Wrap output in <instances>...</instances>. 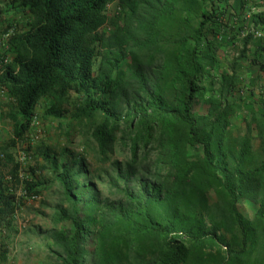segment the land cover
Masks as SVG:
<instances>
[{"label": "trees", "instance_id": "1", "mask_svg": "<svg viewBox=\"0 0 264 264\" xmlns=\"http://www.w3.org/2000/svg\"><path fill=\"white\" fill-rule=\"evenodd\" d=\"M248 3L6 0L0 90L12 135L0 143L1 264L23 200L54 185L52 264H264V84L235 77L239 59L264 73V37L251 32L264 31V0ZM232 28L242 46L218 74L219 39ZM43 99L41 120L66 143L74 131L87 136L97 167L68 146H41L39 168L51 177L32 167L19 177L11 147ZM200 100L205 113L193 110ZM241 199L257 205L252 216Z\"/></svg>", "mask_w": 264, "mask_h": 264}, {"label": "rangeland", "instance_id": "2", "mask_svg": "<svg viewBox=\"0 0 264 264\" xmlns=\"http://www.w3.org/2000/svg\"><path fill=\"white\" fill-rule=\"evenodd\" d=\"M206 3L208 0H205ZM6 0H0V7L5 4ZM258 0H249V6L254 5ZM255 6H252L254 8ZM251 8V9H252ZM109 13L116 11V4L109 5ZM16 21V19H15ZM233 24V23H232ZM111 30L108 25L100 28V32ZM244 34V33H242ZM242 35L238 34L235 28L231 29L230 37L219 39V50L216 73H221L229 70V64L235 59L236 53L241 49ZM253 40L246 46L251 49ZM239 66L235 68L236 85L250 84V79H255L253 84H264V73L259 72L257 65L248 62L246 59L237 60ZM216 74V75H218ZM215 82V81H214ZM252 84V83H251ZM214 86H217L215 82ZM5 94L0 93V98L4 101L0 108V143L3 144L11 135V123L6 117L8 99H4ZM46 100H41L36 106L37 123L31 128L22 140H19L11 147V151L15 154L16 161L19 162V177L22 178L30 171L32 167L38 177H51V171L48 168L40 169L39 165L43 163L41 157L37 155V147L49 146L53 151L57 152L61 147L68 146L76 155H81L90 163L91 167L98 165L93 160V152L87 136H81L75 131L71 134V144L66 143L63 130L55 128L54 124L41 120L42 113ZM208 105L202 100L197 101L193 105V110L198 113H205ZM231 127L235 132L241 131L244 128L241 116L234 118L231 121ZM256 144V141H255ZM30 145L33 155H29L24 151L25 147ZM37 157V158H36ZM99 169L101 168L98 167ZM104 168H107L105 166ZM59 188L54 185L48 191H44L42 195L36 198H26L23 204L17 209L13 217V225L15 233L11 241L7 245L8 256L3 264H52L54 256L49 250L51 238L49 232L53 229L51 217L54 212V204L59 195ZM17 193H21L17 189ZM213 199V196H210ZM257 205L251 201L241 199L238 202V208L246 216H252ZM69 224L67 223V227ZM1 264V262H0Z\"/></svg>", "mask_w": 264, "mask_h": 264}, {"label": "built area", "instance_id": "3", "mask_svg": "<svg viewBox=\"0 0 264 264\" xmlns=\"http://www.w3.org/2000/svg\"><path fill=\"white\" fill-rule=\"evenodd\" d=\"M253 10H258L259 9V7H254V8H252ZM11 31H12V29H9L4 35H3V37H6L9 33H11ZM247 32V31H246ZM251 32L253 33V37L254 38H258V37H264V31H259V30H252L251 29ZM4 61H6V59L4 60ZM3 91L2 90H0V93H2ZM37 123V120L36 119H34L33 121H32V123H31V127H33L35 124ZM36 198V197H35Z\"/></svg>", "mask_w": 264, "mask_h": 264}, {"label": "crops", "instance_id": "4", "mask_svg": "<svg viewBox=\"0 0 264 264\" xmlns=\"http://www.w3.org/2000/svg\"><path fill=\"white\" fill-rule=\"evenodd\" d=\"M4 93V91L2 92V94ZM5 94V97H4V99L6 100L7 98H8V96H7V94L6 93H4ZM4 101L0 98V108H3L2 106V103H3ZM1 111V110H0Z\"/></svg>", "mask_w": 264, "mask_h": 264}]
</instances>
